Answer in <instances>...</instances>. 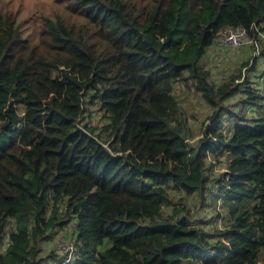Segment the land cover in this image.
<instances>
[{
  "label": "trees",
  "instance_id": "trees-1",
  "mask_svg": "<svg viewBox=\"0 0 264 264\" xmlns=\"http://www.w3.org/2000/svg\"><path fill=\"white\" fill-rule=\"evenodd\" d=\"M59 1L83 23L46 19L38 43L0 15V264H42L73 223L74 243L49 260L259 264L264 116L244 113L264 112V96L249 78L236 84L242 74L216 85L202 61L220 32L238 27L264 59V0ZM181 83L211 111L197 145L181 117ZM239 93L242 107L231 111ZM89 105L104 113V136L82 124ZM225 118L235 121L231 135ZM211 157L227 163L212 182L228 213L212 232L165 212L173 192L205 200Z\"/></svg>",
  "mask_w": 264,
  "mask_h": 264
},
{
  "label": "rangeland",
  "instance_id": "rangeland-1",
  "mask_svg": "<svg viewBox=\"0 0 264 264\" xmlns=\"http://www.w3.org/2000/svg\"><path fill=\"white\" fill-rule=\"evenodd\" d=\"M1 14H10L15 17L17 19L16 24L19 26L23 38L33 43L40 41L46 19L60 15L65 19L70 17L78 23H83L78 13L73 12L70 7L59 0H0ZM261 49V45L256 46L253 44H247L237 50L223 48L219 44H215L207 52L202 61V66L210 72L212 81L218 86L223 83H231L234 76L242 74L243 79L236 82V84H245L246 79L249 78L255 85L254 87L264 96V77L261 76L264 61L259 59ZM254 58L259 59L255 74L251 71ZM175 92L180 102L181 117L182 115L185 117L190 131L188 139L190 145H197L199 139L203 138L205 126L208 123L206 118L211 114V111L190 84L181 83L177 85ZM242 102L243 95L239 93L230 99L227 105L231 108V111H238V109L240 111ZM89 112L91 114L87 113L84 116L82 124L87 125L91 129H96V134L100 133L104 136L105 133L102 132L103 127L106 125L104 113L99 111V107L90 105ZM244 114L250 122L264 116L262 110L254 107L247 108ZM223 121L225 123V133L231 135L235 121L232 120L233 122H231L228 118ZM220 160L221 162L214 160V157L210 158L212 166L209 169L208 176L211 183L205 193V200L199 193L186 196L179 192H173L171 206L165 208V212L171 214L174 213V209H178L180 211L179 215L187 216L192 221L199 222L210 232L215 229H224V220L228 213L224 205L219 200H215L219 189L217 188L218 185L212 182V180L227 171V163H225L224 157H220ZM74 227L75 224L73 223L55 234V242L45 249L42 264H57L56 260H49L47 257L54 253L57 254V250L60 253L59 256L63 255L62 252L68 251L69 246H72L69 243H74L72 240ZM259 264H264V251L261 253Z\"/></svg>",
  "mask_w": 264,
  "mask_h": 264
},
{
  "label": "built area",
  "instance_id": "built-area-1",
  "mask_svg": "<svg viewBox=\"0 0 264 264\" xmlns=\"http://www.w3.org/2000/svg\"><path fill=\"white\" fill-rule=\"evenodd\" d=\"M259 38L261 42L264 44V32L259 33ZM215 44H219L223 48H230L233 50L240 49L245 45L255 44L258 45L255 40L251 38L248 31L244 28H226L222 32H220L217 36ZM69 250V249H68ZM71 252L73 253V249L71 248Z\"/></svg>",
  "mask_w": 264,
  "mask_h": 264
},
{
  "label": "crops",
  "instance_id": "crops-1",
  "mask_svg": "<svg viewBox=\"0 0 264 264\" xmlns=\"http://www.w3.org/2000/svg\"><path fill=\"white\" fill-rule=\"evenodd\" d=\"M262 61H264V59L261 58ZM262 61H260V63H262Z\"/></svg>",
  "mask_w": 264,
  "mask_h": 264
}]
</instances>
